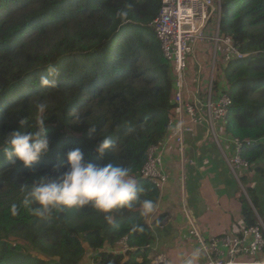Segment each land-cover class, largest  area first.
Listing matches in <instances>:
<instances>
[{"label": "trees", "instance_id": "16d2710c", "mask_svg": "<svg viewBox=\"0 0 264 264\" xmlns=\"http://www.w3.org/2000/svg\"><path fill=\"white\" fill-rule=\"evenodd\" d=\"M221 7L222 33L248 54L219 71L233 100L226 129L234 138L253 141L242 156L257 165L248 173L260 172L264 0H222ZM160 8L161 0H0V264H81L85 244L95 251L90 259L102 264H150L155 237L138 207L115 210L110 221L91 205L53 209L38 218L21 202L35 180L66 171L74 149L86 162L128 168L134 179L148 148L168 134L175 79L152 26ZM21 118L29 131L44 119L50 141L48 153L30 168L2 152ZM102 137L112 140L103 157L96 152ZM228 175L245 225L262 226L256 190L234 189L236 179ZM245 179L240 177L242 185ZM135 180L144 189L141 200H153L156 209L161 191L147 179ZM12 204L18 205L16 216ZM133 224L143 230L133 231ZM124 237L136 248L128 259L107 252Z\"/></svg>", "mask_w": 264, "mask_h": 264}, {"label": "built area", "instance_id": "2783aa9c", "mask_svg": "<svg viewBox=\"0 0 264 264\" xmlns=\"http://www.w3.org/2000/svg\"><path fill=\"white\" fill-rule=\"evenodd\" d=\"M221 5L222 0H161L159 15L152 26L174 73L175 109L169 122L168 134L158 144L148 148L147 161L134 180L147 179L162 191L172 180V174L166 166L167 156L170 153L177 154L183 182L181 201L185 220L207 264H264V225L261 220L262 226H244L239 230L233 228L225 236L207 239L192 213L183 186L187 164L195 166L200 172H206L201 167L198 154L194 161H189L186 156V134L196 137V126L205 130L202 143L213 138L219 145L224 164L236 177L257 167L242 156L243 149L252 146L253 141L234 138L226 129L233 100L219 71L231 62L243 60L248 54L244 53L232 38L222 33ZM203 43L212 45L214 55L211 61V77L205 86L201 81L198 82L197 78H193L188 64L195 59V50ZM197 68L202 70L201 63H197ZM196 77L201 79V73ZM202 88L205 90L202 91ZM222 142L226 143L229 153L222 148ZM172 148H175V151ZM171 220L166 217L159 228L165 229ZM86 248L90 255L95 253L93 249L87 246ZM135 250L136 248L130 247L128 237H124L112 248L107 249V252L114 255L123 254L128 258L130 252ZM88 264L102 263L91 260ZM150 264L172 262L164 254H159L151 258Z\"/></svg>", "mask_w": 264, "mask_h": 264}, {"label": "clouds", "instance_id": "9594fccd", "mask_svg": "<svg viewBox=\"0 0 264 264\" xmlns=\"http://www.w3.org/2000/svg\"><path fill=\"white\" fill-rule=\"evenodd\" d=\"M119 15L124 16L126 13L121 12ZM42 83L47 85L49 81L42 79ZM39 110L43 112L44 107L41 106ZM25 124L26 120L21 118L18 128L6 136L2 152L13 164L18 161L24 167L30 168L42 155L48 153L50 141L44 119L38 121L35 131L24 130ZM111 146V138L102 137L96 146V152L103 157ZM66 159L68 165L66 171L59 175L41 176L25 193L21 206L29 210L33 216L41 218L49 215L53 209H71L88 205L105 214V219L109 221L111 220L109 214L115 210H132L138 207L141 217H149L154 213L156 207L154 201L141 200L144 189L136 180L129 177L128 168L111 161L102 166L86 162L80 149L70 151ZM10 212L12 216L18 215V205L12 204ZM132 230L142 231L143 226L133 224ZM86 246L89 247L88 244H85V248ZM200 258L201 249L196 248L187 257L181 256L180 264H198Z\"/></svg>", "mask_w": 264, "mask_h": 264}, {"label": "crops", "instance_id": "0c3cea01", "mask_svg": "<svg viewBox=\"0 0 264 264\" xmlns=\"http://www.w3.org/2000/svg\"><path fill=\"white\" fill-rule=\"evenodd\" d=\"M204 134L205 130L203 129V136ZM213 143L219 148L220 157L215 148L211 147V152L200 158V149L203 144L200 141L194 155L196 157L198 154L201 167L206 172H200L193 165L196 170H187L186 167L183 185L192 213L207 239L225 236L233 228L239 230L246 226L241 215V204L231 197V180H229L230 176L228 175L231 173L230 169L224 164L221 148L215 141ZM222 148L224 149V147ZM172 149L175 151V148ZM167 158L166 166L172 174V180L161 191L160 202L154 213L148 218V223L155 237L148 259L151 261L152 257L164 254L172 264H180V257H187L198 246L190 234V228L183 212L181 201L183 182L180 176L179 158L175 153H170ZM259 165L262 169L259 173L264 175V158L261 159ZM199 175L206 179L205 187L202 190L195 183ZM245 175H250V173L247 172ZM252 179L255 192L260 198L259 194L262 190L260 177L256 173L252 175ZM257 216L260 218L258 213ZM166 217L172 219L171 223L165 229H160L159 227ZM198 264H207L202 254Z\"/></svg>", "mask_w": 264, "mask_h": 264}, {"label": "rangeland", "instance_id": "374dc122", "mask_svg": "<svg viewBox=\"0 0 264 264\" xmlns=\"http://www.w3.org/2000/svg\"><path fill=\"white\" fill-rule=\"evenodd\" d=\"M221 51V48L219 49ZM213 47L212 45L208 44V43H203L200 44L199 47L195 50V55L193 56V60L189 61V67H190V73L193 76V78H197L198 82L201 81V84L203 83L204 86L207 84V82L209 81V78L211 77V64H212V60H213ZM197 63H201L202 65V70L197 68ZM199 73H201V79H198V77H196ZM218 73L216 72V76L215 78H217ZM204 81V82H203ZM202 91L205 90V88L201 89ZM203 127L201 126H196V137H192L190 134H186V156L187 159L189 161H194L195 160V155L194 152L198 149V145L200 143V141H202L203 136ZM199 135V136H198ZM205 135V134H204ZM213 138L209 139L207 141H205V143L202 144V148L200 149V158H203L204 155H206V153H210L211 152V147H214L215 150L218 152V155L220 157V152H219V148L217 147V145L215 143H213ZM222 147H224V150H226L229 153V149L226 146L225 142H222ZM203 166V163H202ZM187 170H191L194 169L196 170L195 167H193L192 165L187 164ZM204 168V166H203ZM231 171V170H230ZM232 172V171H231ZM258 174L260 177V181L262 183V190L260 192V198H259V205H258V215L260 216L261 220L264 223V175L257 172V171H252L250 173V175L246 176V179L244 180V185L241 184L240 182V177L244 176L246 173H242V174H238V176L236 177L233 173L234 178L236 179V185L234 187V189H240L242 190L244 193L246 192L245 189L246 187H253V179H252V175L253 174ZM59 172H56L55 175H59ZM230 180V179H229ZM199 189L202 190L203 187H205L206 184V179L199 175L198 179L195 182ZM245 187V188H244ZM232 191V189H231ZM236 195L238 196V193L236 192ZM232 197V196H231ZM146 222H148V220H146ZM170 224H167L166 226H169ZM90 256L89 254H86L85 259L82 261V263L84 264H88L90 263Z\"/></svg>", "mask_w": 264, "mask_h": 264}]
</instances>
